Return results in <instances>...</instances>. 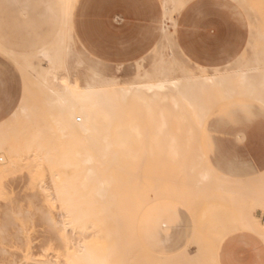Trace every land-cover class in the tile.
<instances>
[{
  "label": "bare ground",
  "instance_id": "6f19581e",
  "mask_svg": "<svg viewBox=\"0 0 264 264\" xmlns=\"http://www.w3.org/2000/svg\"><path fill=\"white\" fill-rule=\"evenodd\" d=\"M60 1L63 29L52 45L27 56L5 52L23 73L25 93L18 108L0 124V178L20 166L35 169L36 176L44 166L49 168L51 195L60 212L58 220L49 215L47 220L60 229L67 246L65 263L207 264L204 255L199 260L190 254L191 247L198 253L205 240L206 247L200 251L208 254V264H218V245L238 230L253 233L264 247V224L255 214L264 212V173L251 180L231 179L212 168L200 134L192 143L195 130L200 133L215 104L246 97L264 106L263 53L254 54L234 73L217 68L206 74L200 67V75L183 70L177 76L175 63L156 62L152 71L127 86L95 67L81 85L69 73L75 40L72 15L78 0ZM190 1L163 0L164 8L173 5L166 12L168 20ZM231 1L240 6L244 2ZM263 4L258 0L260 16ZM259 40L264 41L263 32ZM75 65H84L79 55ZM231 74L235 79L227 78ZM31 85L37 95L31 93ZM127 98L139 105L136 122L119 131L107 128L125 116ZM141 118L143 123L138 121ZM171 120L176 130L170 127ZM186 122L189 126L183 128ZM158 165L178 167L177 174L159 176ZM41 189L46 193L50 187L43 181ZM159 199L183 204L195 220L189 248L169 256L145 248L137 235L141 211Z\"/></svg>",
  "mask_w": 264,
  "mask_h": 264
},
{
  "label": "rangeland",
  "instance_id": "374dc122",
  "mask_svg": "<svg viewBox=\"0 0 264 264\" xmlns=\"http://www.w3.org/2000/svg\"><path fill=\"white\" fill-rule=\"evenodd\" d=\"M107 1L78 0L73 10L75 40L72 48L74 54L69 59V73L81 85L90 75V70L96 67L105 77L117 80L120 86H127L142 79L140 75L145 71H152L154 63L160 61L161 54L165 62L175 63L177 76L183 70L200 75L203 70L199 65H209L198 62L190 55L191 59H188L186 45H183L186 40H190V49L196 56L204 54L222 60L225 53L230 54L232 57L228 58L232 64L229 67L222 64L224 72H236L255 58L257 52L263 53L264 59V41L259 40V32L264 33V15L258 14V0H244L241 6L231 0H192L184 10L172 14L173 21H168L169 40H163L160 34L162 0H110L114 2L115 13L109 20L105 13ZM8 2L0 0V20L1 11L10 6ZM46 2L51 8L48 15L50 28L44 31L43 39L35 44L20 46L19 52L3 45L0 40L1 49L31 55L36 48L54 43L62 30L64 13L59 0ZM195 39L198 42L194 45ZM84 48L92 49L94 54L89 55ZM78 55L84 61L79 68L75 65ZM97 56L104 59L99 64L96 63ZM34 64L40 66L38 60H34ZM205 72L213 73L210 68H206ZM20 76L23 86L18 106L25 93L21 71ZM227 78L235 79V76L231 74ZM30 91L38 94L35 86L31 85ZM126 100L123 109L125 116L115 119L107 128L119 131L136 122L134 116L139 105L130 103L129 98ZM138 121L143 123L144 119ZM187 122L181 126L187 128ZM170 127L176 130L175 120ZM198 135L204 154L219 173L226 169L227 176L236 180L256 179L264 173V106L246 97L215 104L200 133L195 130L192 143H197ZM178 137L184 135L179 134ZM225 138L235 141H219ZM246 158L252 160V176L244 175L243 168L248 165L242 162ZM42 170L38 172L40 176H36L35 169L20 166L0 178V264H66L67 246L60 238V229H55L47 220L49 216L58 220L60 212L58 203L51 195V172L47 166ZM144 170L149 173L148 169ZM177 171L178 167L158 165L156 172L159 176L170 178ZM43 181L50 187L46 193L41 189ZM255 214L264 224V212L256 211ZM165 224L168 228H164ZM136 229L142 245L160 256H169L189 248L196 231L193 214L181 203L169 199L151 201L141 211ZM69 235L73 236V233L69 232ZM206 244L204 240L198 246V253L191 247L190 254L197 255L199 260L204 255L208 264V254L200 251L205 249Z\"/></svg>",
  "mask_w": 264,
  "mask_h": 264
},
{
  "label": "crops",
  "instance_id": "0c3cea01",
  "mask_svg": "<svg viewBox=\"0 0 264 264\" xmlns=\"http://www.w3.org/2000/svg\"><path fill=\"white\" fill-rule=\"evenodd\" d=\"M59 3L62 6L60 0ZM8 4L10 6L4 7L7 9H3L1 11L2 16L0 20V40L2 41V44L19 52L20 46L35 44L41 41L44 37V31L50 28L48 15L51 13V8L48 5V2L45 3V0H9ZM161 6L163 10V16L161 21L160 34L162 36V39L164 40V37L168 38L170 36V33L168 32V21H173L172 16L168 20V17H166V12H168L170 8L172 9L173 5L171 4L170 7L164 8L162 0ZM105 13L108 20L113 18L115 13L114 2L111 3L110 0L107 1ZM60 32L58 33V35L60 34ZM189 41L190 40H186V43L183 44L186 45V56L188 57V59H191L190 57H192L200 63L207 64V66L209 65L208 67L199 65V67L201 68L217 69L221 68L222 64L226 66L232 62L230 58H228V56H231L228 53H225V57L222 60H220V57H211L204 54H202V56H196L190 49L191 45H189ZM197 42L198 40L195 39L194 45ZM50 45L52 44L42 45L36 48L33 54H36L37 52L48 48ZM85 49L88 50L92 55L94 54V51L92 49ZM0 51H2L3 53L10 52L18 56H27L15 53L12 50L1 49ZM3 53H0V121L11 115L17 108L21 98L23 86L22 78L20 76V67L7 53L5 54L10 58ZM162 57H164L163 54H161L160 61H157L158 63L164 61ZM97 58L102 61L104 60L100 56H97ZM219 141H235V139L225 138L219 139ZM248 141H251V139H248ZM242 163L248 165L246 168H243L244 175L252 176L254 174L252 160L246 158L245 162ZM220 173H222V175H228V171L226 169H222ZM165 225L166 226H164V228H168V225ZM215 253L218 264H263L264 262V247L262 243L253 233L248 231L238 230L232 232L221 241Z\"/></svg>",
  "mask_w": 264,
  "mask_h": 264
}]
</instances>
